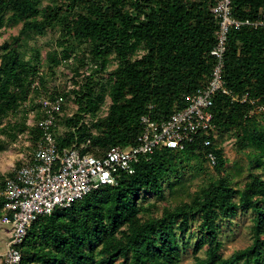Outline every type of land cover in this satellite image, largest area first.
Masks as SVG:
<instances>
[{
	"label": "trees",
	"instance_id": "1",
	"mask_svg": "<svg viewBox=\"0 0 264 264\" xmlns=\"http://www.w3.org/2000/svg\"><path fill=\"white\" fill-rule=\"evenodd\" d=\"M41 1L0 0V29L7 20L22 22L18 36L0 44V135L11 143L27 132L34 145L40 131L28 124L27 112L36 109L39 115L41 95L63 94L67 105L58 119L64 127L57 134L60 147L89 138L91 149L127 147L136 143L143 115L157 122L166 119L209 80L218 28L210 10L215 0H47L40 6ZM232 14L256 20L264 15V0H232ZM53 25L61 27L57 48L44 58L36 49L28 56L22 48L30 37ZM137 46L145 49L140 55ZM109 63L114 68L104 82V76L98 77ZM64 68L66 82L61 84ZM224 79L233 94H249L264 103L263 28L230 30ZM107 97L111 102L104 114ZM70 99L79 104L72 116ZM250 108L216 94V137L202 133L183 150L158 149L118 185L37 218L19 245L20 264H180L189 247L194 264H264V111L249 117ZM14 116L19 118L12 126L3 124ZM226 133L249 159L242 186L237 180L241 170L226 168L228 159L216 140ZM206 139L212 140L210 146ZM208 151L217 157L213 168L218 177L195 191L185 184L182 189V179L178 175L176 182L170 171L177 174L176 167L183 170L188 164L200 173ZM166 190L178 199L169 201ZM4 204L1 195L0 211ZM240 210L252 213V244L226 257L222 222L234 220Z\"/></svg>",
	"mask_w": 264,
	"mask_h": 264
},
{
	"label": "built area",
	"instance_id": "2",
	"mask_svg": "<svg viewBox=\"0 0 264 264\" xmlns=\"http://www.w3.org/2000/svg\"><path fill=\"white\" fill-rule=\"evenodd\" d=\"M218 20L215 45L210 51L214 65L209 80L187 96L188 104L157 122L150 116L141 117L142 131L135 144L127 147L111 146L89 148L91 139L78 144L60 147L57 142L59 115L67 105L65 95H41L36 109L27 112V122L39 129L33 149L20 166L6 178L2 196L5 204L0 211V223L8 225L6 250L0 252V264H20L19 245L27 236L32 222L41 216L51 215L56 208L67 209L91 192L106 186H115L124 174H134L142 159H148L156 150L169 148L183 150L202 133L216 137L212 107L216 94L222 92L233 100L251 104L248 116L264 111V103L257 97L237 96L226 86L224 79L225 54L230 30L243 26L261 27L264 15L256 20L237 19L232 14V0H215L210 8ZM39 83L38 79L34 86ZM27 102L23 105L26 106ZM72 116V113H69ZM27 133V132H26ZM30 140V134L27 133ZM206 146L211 139L204 141ZM207 162L214 166L217 157L206 153Z\"/></svg>",
	"mask_w": 264,
	"mask_h": 264
},
{
	"label": "rangeland",
	"instance_id": "3",
	"mask_svg": "<svg viewBox=\"0 0 264 264\" xmlns=\"http://www.w3.org/2000/svg\"><path fill=\"white\" fill-rule=\"evenodd\" d=\"M47 3V0H42L40 6H43ZM22 22H13L12 20H7L5 26L0 29V44L4 41L18 36ZM61 27L59 25H53L48 29H45L43 33L39 35H33L30 37L29 43L27 46H24L22 50L28 52V56L32 53L34 49L39 50L42 54L43 58L45 57L46 53L50 50L56 49V39L59 35ZM60 50V49H59ZM143 46H137V55H140L144 52ZM81 51V49H79ZM91 55L89 56V60L91 59ZM114 68L113 63H109L108 69L103 72L105 79L103 78L104 82L108 80V74ZM63 70V71H62ZM60 70L59 73V82L61 84H65V68ZM84 70V68H82ZM67 72V71H66ZM87 72H90L88 69ZM68 83V81H67ZM73 87V83L69 81V88ZM110 98L107 97L105 103L103 105V113L106 114L109 104ZM79 104L74 100L70 99L69 101V112L74 114L78 109ZM19 116H14L9 118L8 120H4L3 124L7 125L8 123L12 126L17 120ZM91 119H89L90 123ZM64 131V127L58 128L57 134H62ZM27 133H22L19 135V138L14 143L8 141V139L4 135H0V145H3L0 148V196L2 195V184L4 183L5 179L10 176L15 168H17L23 158H27L30 155V151L33 149L32 141L28 140ZM217 143L222 145L224 150V155L228 159L226 168L232 171L241 170V174L237 177L238 184L242 186L246 179V175L248 174V167H249V159L246 152L239 151L235 145V138L231 136L229 133H226L222 136H217ZM98 147V146H96ZM94 147V149L96 148ZM101 147V146H100ZM93 148V147H92ZM104 148V147H102ZM193 163V162H192ZM256 164H259L256 162ZM177 174L172 169L170 174L172 175V179L175 180L176 176L179 175V178L182 179L181 188L188 186V189L191 191H195L202 182L208 181L211 178L218 177L215 169L211 166L208 162L203 163V170L200 173H196V170H193L191 166L186 164L185 169L177 168ZM176 181V180H175ZM179 181V180H178ZM177 182V181H176ZM183 189V188H182ZM167 191V196L169 201H175L178 199L175 198V195H170V191ZM151 202H153L154 195H151ZM160 205L165 203V201L159 202ZM56 210H62L61 208H56ZM252 213L250 211L240 210L238 215L232 221H225L222 222V230L223 233L221 237L224 241V246L222 251L226 257L230 256L233 252L237 250H244L252 244V236L250 232V226L252 225L251 221ZM197 223L191 228V232L194 233L193 243L196 241V231H197ZM8 227V225L0 223V252H4L6 250V241L8 239V235L4 233V228ZM178 238L181 236L178 234ZM186 240H189L185 238ZM194 256L192 253V249L189 247L185 252L182 253V260L180 264H194Z\"/></svg>",
	"mask_w": 264,
	"mask_h": 264
}]
</instances>
